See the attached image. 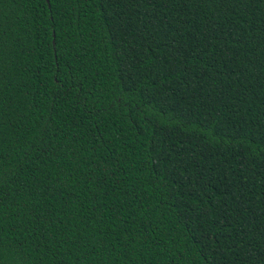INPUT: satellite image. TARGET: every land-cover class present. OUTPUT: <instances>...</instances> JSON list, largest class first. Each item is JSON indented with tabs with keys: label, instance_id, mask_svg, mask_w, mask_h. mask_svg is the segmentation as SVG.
Returning <instances> with one entry per match:
<instances>
[{
	"label": "trees",
	"instance_id": "obj_1",
	"mask_svg": "<svg viewBox=\"0 0 264 264\" xmlns=\"http://www.w3.org/2000/svg\"><path fill=\"white\" fill-rule=\"evenodd\" d=\"M0 264H264V0H0Z\"/></svg>",
	"mask_w": 264,
	"mask_h": 264
}]
</instances>
